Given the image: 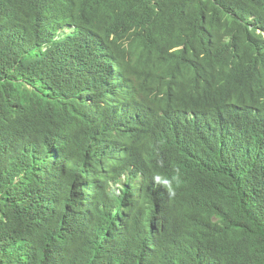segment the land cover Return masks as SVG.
<instances>
[{"label":"trees","instance_id":"1","mask_svg":"<svg viewBox=\"0 0 264 264\" xmlns=\"http://www.w3.org/2000/svg\"><path fill=\"white\" fill-rule=\"evenodd\" d=\"M0 264H264V0H0Z\"/></svg>","mask_w":264,"mask_h":264},{"label":"bare ground","instance_id":"2","mask_svg":"<svg viewBox=\"0 0 264 264\" xmlns=\"http://www.w3.org/2000/svg\"><path fill=\"white\" fill-rule=\"evenodd\" d=\"M121 81V80H120Z\"/></svg>","mask_w":264,"mask_h":264}]
</instances>
